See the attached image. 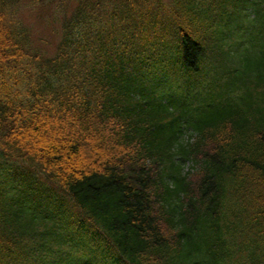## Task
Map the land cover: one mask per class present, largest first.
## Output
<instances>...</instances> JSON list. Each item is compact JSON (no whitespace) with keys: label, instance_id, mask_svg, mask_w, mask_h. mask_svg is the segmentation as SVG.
<instances>
[{"label":"trees","instance_id":"1","mask_svg":"<svg viewBox=\"0 0 264 264\" xmlns=\"http://www.w3.org/2000/svg\"><path fill=\"white\" fill-rule=\"evenodd\" d=\"M33 2L51 54L0 0V264H264V0Z\"/></svg>","mask_w":264,"mask_h":264},{"label":"rangeland","instance_id":"2","mask_svg":"<svg viewBox=\"0 0 264 264\" xmlns=\"http://www.w3.org/2000/svg\"><path fill=\"white\" fill-rule=\"evenodd\" d=\"M19 17L25 27H27L34 39H39L47 54L53 52L57 43V30L59 24L54 20L53 15L48 9H42L40 2L34 3L33 0H20L18 10ZM47 41V42H45ZM187 165L184 169L187 170Z\"/></svg>","mask_w":264,"mask_h":264}]
</instances>
